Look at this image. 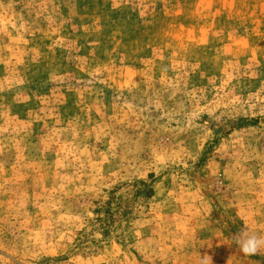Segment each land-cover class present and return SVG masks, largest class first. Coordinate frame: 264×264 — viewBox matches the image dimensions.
Masks as SVG:
<instances>
[{"label": "rangeland", "instance_id": "1", "mask_svg": "<svg viewBox=\"0 0 264 264\" xmlns=\"http://www.w3.org/2000/svg\"><path fill=\"white\" fill-rule=\"evenodd\" d=\"M242 231L264 0H0V264H264Z\"/></svg>", "mask_w": 264, "mask_h": 264}, {"label": "clouds", "instance_id": "2", "mask_svg": "<svg viewBox=\"0 0 264 264\" xmlns=\"http://www.w3.org/2000/svg\"><path fill=\"white\" fill-rule=\"evenodd\" d=\"M235 242L240 246L244 254H256L264 247V237L255 234H249L247 231H242L235 238ZM210 260V258L208 257Z\"/></svg>", "mask_w": 264, "mask_h": 264}]
</instances>
